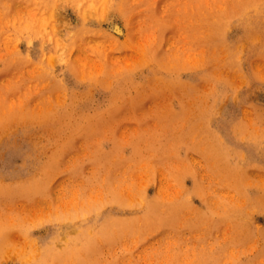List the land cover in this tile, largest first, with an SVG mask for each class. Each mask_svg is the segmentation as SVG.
<instances>
[{"label":"rangeland","instance_id":"obj_1","mask_svg":"<svg viewBox=\"0 0 264 264\" xmlns=\"http://www.w3.org/2000/svg\"><path fill=\"white\" fill-rule=\"evenodd\" d=\"M3 228L0 264H264V0H0Z\"/></svg>","mask_w":264,"mask_h":264},{"label":"bare ground","instance_id":"obj_2","mask_svg":"<svg viewBox=\"0 0 264 264\" xmlns=\"http://www.w3.org/2000/svg\"><path fill=\"white\" fill-rule=\"evenodd\" d=\"M115 20V19H114ZM112 20L108 25H109V28L116 34V35H119V36H125V31H124V28L122 27V25L116 21ZM92 21V20H91ZM257 29V28H256ZM251 35V34H250ZM254 36V35H253ZM160 47V46H159ZM160 49V48H159ZM13 105V104H12ZM7 106V105H6ZM13 108V106H12ZM27 108V107H26ZM22 110V109H21ZM24 110V109H23ZM13 113V112H12ZM16 114V113H15ZM24 114V113H23ZM18 117V115L16 116ZM9 118V117H8ZM11 118H9V121H10ZM15 119V118H14ZM18 119V118H16ZM21 119V118H20ZM24 119V118H23ZM22 119V121H23ZM28 119V117H27ZM30 119V117H29ZM13 122V121H12ZM20 123V122H19ZM22 123V122H21ZM4 124V123H3ZM8 124V122H7ZM6 124V125H7ZM13 124V123H12ZM11 125H9L10 127ZM6 127V126H5ZM88 128V127H87ZM51 169V168H50ZM168 223V222H167ZM168 225V224H167ZM83 226V225H82ZM22 230V231H21ZM19 229V233H21L22 235H26V231L24 229ZM18 232H15L13 230H8V228H3L1 229V232H0V236H1V243H0V255L4 254L2 253L3 251L5 252V247L7 246V244H11L13 243L14 241L17 240V234H19ZM27 238H29L28 235H26ZM30 242H34L33 240L29 239ZM98 249V248H97ZM94 253V252H92ZM25 261V260H24Z\"/></svg>","mask_w":264,"mask_h":264}]
</instances>
